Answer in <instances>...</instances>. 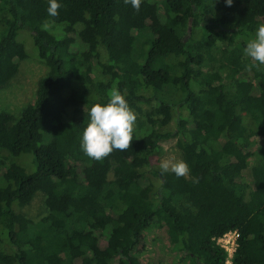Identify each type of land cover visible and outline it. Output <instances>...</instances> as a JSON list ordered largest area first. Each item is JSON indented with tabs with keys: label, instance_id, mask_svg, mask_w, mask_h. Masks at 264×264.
<instances>
[{
	"label": "trees",
	"instance_id": "obj_1",
	"mask_svg": "<svg viewBox=\"0 0 264 264\" xmlns=\"http://www.w3.org/2000/svg\"><path fill=\"white\" fill-rule=\"evenodd\" d=\"M59 3L50 17L48 0H0V89L32 42L48 67L18 116L0 112V264H164L138 257L153 229L172 264H227L216 239L230 230L233 264H264V65L243 52L264 0ZM113 89L136 115L133 139L93 160L86 112ZM171 138L183 176L157 165ZM38 194L45 212L31 216Z\"/></svg>",
	"mask_w": 264,
	"mask_h": 264
},
{
	"label": "clouds",
	"instance_id": "obj_2",
	"mask_svg": "<svg viewBox=\"0 0 264 264\" xmlns=\"http://www.w3.org/2000/svg\"><path fill=\"white\" fill-rule=\"evenodd\" d=\"M124 3L139 11L142 0H124ZM225 3L230 6L233 0H225ZM60 7L59 0H48V16H57ZM41 27L42 30H48L50 24L45 22ZM243 52L251 60L264 65V23L257 26L254 38L247 42ZM86 117L88 123L80 139V148L84 155L99 161L113 150L124 151L129 147L133 139L136 115L119 90H111L106 102L92 104L87 109ZM159 167L161 173L171 171L176 176H183L187 171L186 162L183 160L161 161Z\"/></svg>",
	"mask_w": 264,
	"mask_h": 264
},
{
	"label": "rangeland",
	"instance_id": "obj_3",
	"mask_svg": "<svg viewBox=\"0 0 264 264\" xmlns=\"http://www.w3.org/2000/svg\"><path fill=\"white\" fill-rule=\"evenodd\" d=\"M61 28L62 27L59 25L50 26V30L55 33H61ZM24 30L25 29L19 31L17 39L23 41L22 34H24L23 37L26 38V41L31 42L30 37H27V34L23 33ZM32 43L30 45L29 57L19 62V70L16 75L7 85L0 89V112L7 111L18 116L22 108L34 100L37 82L48 71L46 63L34 53L35 49ZM239 68L240 67H236L235 70L237 71ZM243 84H245V87H249L248 83L244 82ZM176 160H182L180 152L176 147V139L171 138L165 140L163 142V148L157 156V165H160L161 161L174 162ZM13 161L22 164L29 172L35 169L34 159L30 153H21L17 156H13ZM187 173L188 171H186L185 174ZM24 210L31 216H36L45 212L43 195L38 194L32 203L25 207ZM165 243L166 234L164 230L153 229L147 232L144 239V250L139 252L138 257L141 260L151 259V262L156 257H160L164 264H172L179 259L180 255L171 253ZM184 264H188V262L185 261Z\"/></svg>",
	"mask_w": 264,
	"mask_h": 264
},
{
	"label": "built area",
	"instance_id": "obj_4",
	"mask_svg": "<svg viewBox=\"0 0 264 264\" xmlns=\"http://www.w3.org/2000/svg\"><path fill=\"white\" fill-rule=\"evenodd\" d=\"M238 232L236 230H230L222 234L216 239L218 245L223 247L227 253L226 263L233 264V256L237 248Z\"/></svg>",
	"mask_w": 264,
	"mask_h": 264
}]
</instances>
